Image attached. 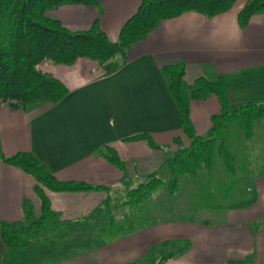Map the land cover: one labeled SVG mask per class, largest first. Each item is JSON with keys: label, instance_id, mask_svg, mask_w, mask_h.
<instances>
[{"label": "crops", "instance_id": "obj_1", "mask_svg": "<svg viewBox=\"0 0 264 264\" xmlns=\"http://www.w3.org/2000/svg\"><path fill=\"white\" fill-rule=\"evenodd\" d=\"M247 1L237 0L229 11L211 18L186 12L163 20L145 40L130 48L127 62L110 74L87 58L71 66L48 63L44 69L63 80L69 93L51 107L13 110L0 106V154L9 157L32 150L58 179L102 186L91 191L44 187L52 209L62 219L80 222L94 217L96 207L107 199L104 190L123 176L122 170L103 156L102 148L111 145L120 158L138 148L148 151L144 139H128L140 133L149 134L156 143L175 145L177 137L188 142L163 66L183 63L189 84L200 76L210 80L223 76L231 108L250 100L264 101V13L252 16L241 27L238 14ZM140 2L64 4L48 13L72 30L89 29L98 20L108 37L117 41ZM221 110L217 95L192 100L190 116L196 133L205 134L212 115ZM35 185L31 174L0 157V264L6 260L1 222L22 220L25 198L34 203L37 214L41 212ZM255 191L257 200L230 209L226 222H185L134 230L111 242L105 251H88L48 264H123L144 257L161 240L174 238H189L192 247L165 264H222L246 258L264 264V180L256 182ZM7 258L14 263L17 256Z\"/></svg>", "mask_w": 264, "mask_h": 264}, {"label": "trees", "instance_id": "obj_2", "mask_svg": "<svg viewBox=\"0 0 264 264\" xmlns=\"http://www.w3.org/2000/svg\"><path fill=\"white\" fill-rule=\"evenodd\" d=\"M236 2L237 0H141L138 10L121 28L118 40L112 41L101 29L98 20L89 29L72 30L48 13L64 4L97 6L100 0H0V106L5 104L13 110H28L31 107H51L59 103L69 93V88L63 80L42 68L45 61L71 66L78 60L87 58L95 61L104 74H110L127 62L130 48L145 40L163 20L186 12H198L211 18L229 11ZM263 13L264 0H248L238 14L240 26L245 27L252 16ZM162 70L168 78L169 89L178 107L182 130L188 142L175 138L177 150L165 161L170 173L169 181H164L158 172L148 175L146 180L128 191L125 202L130 207L142 205L165 186L175 193L179 190L180 175L189 174L197 178L202 169L211 172L217 157L223 158L228 171L235 175L236 156L231 150L226 133L232 128H238L247 138H251L256 123L264 121V101L250 100L237 108L230 107L226 94L227 82L223 76L214 80L200 76L193 84H189L185 80L183 63L168 64ZM211 95L218 96L222 110L212 115L209 130L198 135L191 120L190 103ZM128 139L154 142L147 133ZM100 152L122 170L121 181L129 185L126 165L117 150L107 145ZM3 160L20 167L35 178V190L41 199L40 214H37L34 203L25 198L22 205L24 218L14 222H1L6 256L15 251L25 252L31 249L36 237L48 224L58 223L61 214L52 209L44 187L53 191H91L102 187L58 179L50 166L32 150L19 151L3 157ZM256 200L257 193L254 191L248 199L233 203L231 208H243ZM109 201L110 196L104 202L107 204ZM100 210L101 206H98L94 213ZM107 216L112 230L124 229L123 225L117 227V220L110 209ZM165 244L172 247V251L162 255L164 248H161L159 264L186 254L192 247L189 238L168 239ZM155 247L154 245L148 250L144 259L155 255ZM222 264L255 262L246 258L227 260Z\"/></svg>", "mask_w": 264, "mask_h": 264}, {"label": "rangeland", "instance_id": "obj_3", "mask_svg": "<svg viewBox=\"0 0 264 264\" xmlns=\"http://www.w3.org/2000/svg\"><path fill=\"white\" fill-rule=\"evenodd\" d=\"M48 63L50 62H43L42 68ZM225 136L236 156L235 175L228 171L223 158L217 157L211 172L202 169L197 178L189 174L180 175L179 190L175 193L165 186L147 202L130 207L125 202L128 191L146 180L148 175L158 172L164 181H169L170 173L165 161L177 150L176 144L150 143L145 140L150 147L148 151L138 148L128 155H121L130 184L117 181L111 189L104 190L107 198L110 196V201L107 204L103 201L99 205L101 210L94 213V217L80 222H69L60 216L58 224H48L36 237L31 249L8 253L5 264H48L88 251H103L111 242L126 237L134 230L147 227L169 224L178 226L185 222L217 224L228 221L231 205L248 199L255 191L256 182L259 179L264 180V121L256 123L251 138H247L238 128L230 129ZM0 157L4 161L2 154ZM108 209L115 216L117 227L123 225V230L111 229ZM164 242L166 240L155 244V255L145 259V256L140 257L123 264H159L161 256L172 251V247L164 245ZM161 248H164L162 255ZM12 254L17 256L14 263L7 258Z\"/></svg>", "mask_w": 264, "mask_h": 264}]
</instances>
